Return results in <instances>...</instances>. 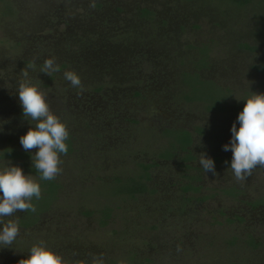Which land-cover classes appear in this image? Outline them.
I'll use <instances>...</instances> for the list:
<instances>
[{
    "label": "rangeland",
    "instance_id": "374dc122",
    "mask_svg": "<svg viewBox=\"0 0 264 264\" xmlns=\"http://www.w3.org/2000/svg\"><path fill=\"white\" fill-rule=\"evenodd\" d=\"M13 1L12 16L2 14L0 2V149H23L19 138L35 125L24 118L17 92L27 69L66 124L76 152L61 154V188L36 224L21 225L25 212L4 218L18 220L20 235L0 248V264H18L40 241L72 261L103 254L105 264H264V208L249 206L264 196V167L237 182L232 152L223 150L244 100L264 93V73L255 69L264 59V0L246 6L228 0ZM204 57L207 65L198 70ZM46 59L67 66L50 78L40 72ZM65 71L77 73L82 87H72ZM184 71L227 89L223 109L180 100ZM167 124L202 129L191 149L195 159L177 156L153 166L152 195L110 196L115 190L103 183L153 161ZM200 153L227 160L214 161V176L199 164ZM10 163L20 165L0 158V169ZM187 185L200 189L184 191ZM233 188L237 196L221 191ZM105 203L113 216L101 224L93 210Z\"/></svg>",
    "mask_w": 264,
    "mask_h": 264
},
{
    "label": "clouds",
    "instance_id": "9594fccd",
    "mask_svg": "<svg viewBox=\"0 0 264 264\" xmlns=\"http://www.w3.org/2000/svg\"><path fill=\"white\" fill-rule=\"evenodd\" d=\"M33 68V64H29ZM60 70L54 59H46L40 72L49 76ZM23 79L18 84L19 103L23 116L34 121L29 130L19 138L26 152L36 149L31 156L32 167L42 180H54L61 172V154H67L69 131L65 123L53 113L43 92L29 77V71L22 69ZM64 78L74 88L82 87L81 79L74 71H65ZM245 101L243 110L231 126V139L223 146L232 152L230 167L237 182H244L257 167H264V93H254ZM237 122L239 128H237ZM227 163V162H226ZM199 164L205 173L214 176V160L200 153ZM33 198L41 199V187L32 174L25 175L23 169L10 163L0 169V248L9 247L20 235L18 220H8L18 212L37 211ZM179 250V247H178ZM18 264H105L103 254H93L90 261H72L40 241L30 249L27 258Z\"/></svg>",
    "mask_w": 264,
    "mask_h": 264
},
{
    "label": "trees",
    "instance_id": "16d2710c",
    "mask_svg": "<svg viewBox=\"0 0 264 264\" xmlns=\"http://www.w3.org/2000/svg\"><path fill=\"white\" fill-rule=\"evenodd\" d=\"M234 5L237 6H246L247 4L252 3L254 0H228ZM2 6V14L7 16H12L17 11L16 3L13 0H1ZM144 15H149L150 12L148 10H144ZM31 63V62H30ZM199 69L206 67L207 61L206 57L200 58L199 61ZM67 64H62L59 66L60 70L64 69ZM255 69L258 72L264 73V59L261 60L257 65H255ZM52 74H55L52 73ZM52 78V76H50ZM182 79L184 84V89L181 91L179 95V99L188 103L191 102H200L204 104L206 111L212 110H222L223 109V100L228 98V90L220 87L214 81L209 79H204L201 77L198 71H184L182 73ZM139 91H135V95H139ZM134 123L138 124V121H134ZM158 128H148V131H153L155 135L158 134ZM162 131V136L166 138L165 142H163L162 147L158 150H154L151 154L154 155L153 161L151 162H143L138 166L139 168L133 173V175L129 177H123L122 175L117 177L109 178L108 181L104 182V186L113 188L115 193L110 196H129L130 198H136L137 196L154 194L156 189L150 187V182L152 181L151 168L153 166H159L161 162L170 161L175 159L177 156H182L183 160L189 162L195 159L193 155V151L191 150L195 143V136L201 134V128L189 129V128H176L174 126H169L167 124ZM153 136V137H154ZM68 145L67 154L63 155H73L76 152L75 142L71 135H69L68 140L66 141ZM115 149H117L115 147ZM33 154L30 152H26L23 149H20L18 146L7 145L3 149H0V158H6L13 161H19L23 171L27 173H31L37 176V182L41 187V199L36 200L33 198L32 203L36 206L37 211L35 213L31 211H27L24 213L22 219H20V223L22 226L29 227L37 223L39 220L40 214L46 212L54 203L57 198L59 189L61 188V184L57 180L56 177L54 180H42L39 178V173L32 167V159L31 156ZM162 160V161H161ZM214 161H222L227 159H220L218 157H214ZM192 189L193 191H199L200 188L193 187L191 185H187L183 188L184 191ZM236 191L235 188L232 190L222 189L225 194L229 192ZM235 196L238 194H235ZM110 196H106L109 199ZM249 206L253 209L264 208V196H260L254 201L249 202ZM113 208L109 206L108 203L102 204L98 206V208L93 211L99 213L100 218L103 224L107 223V220L113 216ZM87 213H91L88 211ZM236 220L241 219H230L228 218L229 223H234ZM251 246L254 248L259 244L255 242L254 239L250 241ZM136 264V263H133ZM137 264H150L148 259L143 260ZM236 264V263H234Z\"/></svg>",
    "mask_w": 264,
    "mask_h": 264
},
{
    "label": "flooded vegetation",
    "instance_id": "af4514ba",
    "mask_svg": "<svg viewBox=\"0 0 264 264\" xmlns=\"http://www.w3.org/2000/svg\"><path fill=\"white\" fill-rule=\"evenodd\" d=\"M220 111V110H219ZM60 190V189H59ZM101 224H103L102 222H101ZM148 261H149V259H148ZM149 263L151 264V262L149 261Z\"/></svg>",
    "mask_w": 264,
    "mask_h": 264
}]
</instances>
